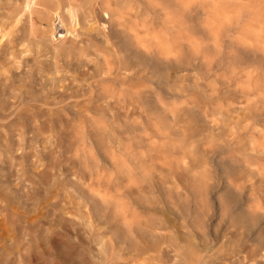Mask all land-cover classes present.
<instances>
[{
  "label": "rangeland",
  "instance_id": "obj_1",
  "mask_svg": "<svg viewBox=\"0 0 264 264\" xmlns=\"http://www.w3.org/2000/svg\"><path fill=\"white\" fill-rule=\"evenodd\" d=\"M0 264H264V0H0Z\"/></svg>",
  "mask_w": 264,
  "mask_h": 264
},
{
  "label": "bare ground",
  "instance_id": "obj_2",
  "mask_svg": "<svg viewBox=\"0 0 264 264\" xmlns=\"http://www.w3.org/2000/svg\"><path fill=\"white\" fill-rule=\"evenodd\" d=\"M28 1V0H27ZM72 20H74L73 18H72Z\"/></svg>",
  "mask_w": 264,
  "mask_h": 264
}]
</instances>
